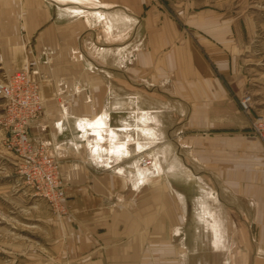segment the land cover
<instances>
[{
    "label": "crops",
    "instance_id": "obj_1",
    "mask_svg": "<svg viewBox=\"0 0 264 264\" xmlns=\"http://www.w3.org/2000/svg\"><path fill=\"white\" fill-rule=\"evenodd\" d=\"M197 2L0 0L4 65L41 83L29 135L61 160L83 264L167 248L163 264H264V145L223 80L245 67L227 19Z\"/></svg>",
    "mask_w": 264,
    "mask_h": 264
},
{
    "label": "rangeland",
    "instance_id": "obj_2",
    "mask_svg": "<svg viewBox=\"0 0 264 264\" xmlns=\"http://www.w3.org/2000/svg\"><path fill=\"white\" fill-rule=\"evenodd\" d=\"M197 1L201 5L204 3L203 0ZM208 2V6L218 15H223L227 19L230 48H235L237 52L236 47L239 45L240 54L236 61L239 60L240 65L244 64L245 67L244 83L242 77L223 80L230 91L236 94L240 110V97L245 92H250L254 97L253 115L264 114L254 96L257 87L255 85H264V0H208ZM2 35L3 31L0 29V78L12 72L5 67L1 54ZM241 83L245 84V87L239 92V86L243 85ZM3 113L4 103L0 98V120ZM241 113L247 117L250 128L251 115L245 114L242 110ZM4 135L0 124V264H83L84 253L89 251L80 244L85 239L83 232L79 230L77 223L71 221L70 213L58 214L46 199L35 194L32 188L23 182L17 171L16 157L4 147ZM154 161V154L149 152V155L141 159V164L152 166ZM64 183L66 185L65 180ZM219 228L216 227V231ZM217 234V243L222 245L221 233L218 231ZM253 234L255 236L254 231ZM183 242L185 244L181 243V250L184 258L192 247L188 244L189 234L185 236ZM147 252L150 253L148 255L150 264H163L177 257L176 253L179 250L149 249ZM217 260L215 262H218ZM209 264H214L213 259Z\"/></svg>",
    "mask_w": 264,
    "mask_h": 264
},
{
    "label": "built area",
    "instance_id": "obj_3",
    "mask_svg": "<svg viewBox=\"0 0 264 264\" xmlns=\"http://www.w3.org/2000/svg\"><path fill=\"white\" fill-rule=\"evenodd\" d=\"M0 98L4 113V147L17 159V171L35 194L46 199L60 215H66V185L60 174V159L44 143H34L30 124L43 112L41 83L31 77L28 67L0 78ZM241 110L250 117V128L264 143V114H254V97L245 92L240 97ZM146 164V162H143Z\"/></svg>",
    "mask_w": 264,
    "mask_h": 264
},
{
    "label": "bare ground",
    "instance_id": "obj_4",
    "mask_svg": "<svg viewBox=\"0 0 264 264\" xmlns=\"http://www.w3.org/2000/svg\"><path fill=\"white\" fill-rule=\"evenodd\" d=\"M89 124H90V123H89ZM89 124H88V125H89ZM88 125H87V126H88ZM87 126H84V127L88 129ZM89 127H94V123H93L92 125H89ZM87 129H86V130H87ZM100 137H101V136H100Z\"/></svg>",
    "mask_w": 264,
    "mask_h": 264
}]
</instances>
